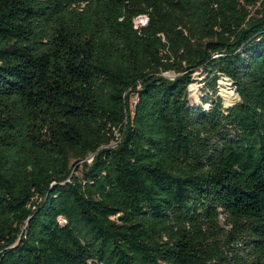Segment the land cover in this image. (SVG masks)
<instances>
[{
    "label": "trees",
    "instance_id": "trees-1",
    "mask_svg": "<svg viewBox=\"0 0 264 264\" xmlns=\"http://www.w3.org/2000/svg\"><path fill=\"white\" fill-rule=\"evenodd\" d=\"M0 264H264V0H0Z\"/></svg>",
    "mask_w": 264,
    "mask_h": 264
},
{
    "label": "rangeland",
    "instance_id": "rangeland-1",
    "mask_svg": "<svg viewBox=\"0 0 264 264\" xmlns=\"http://www.w3.org/2000/svg\"><path fill=\"white\" fill-rule=\"evenodd\" d=\"M143 21L141 20L140 21V23H142ZM166 78H169V79H174L175 77H176V75L174 74V73H168V74H165L164 75ZM194 77H195V79H196V83H195V85L196 86H201V84H200V80L202 79L201 77H200V75L198 74V73H195L194 74ZM223 84H225V85H223ZM218 85H219V89H218V94L222 97V99H224L223 98V96H222V90H224V89H229L230 91H234L233 90V87H231V84H230V82L229 81H226V80H223V79H220L219 81H218ZM192 89V88H191ZM134 94L135 93H132L131 94V101H133V99H134ZM198 95H199V93H198ZM192 96H193V93H192ZM196 97V96H195ZM113 146H115V144L113 145ZM93 157H90L88 160H87V162L89 163V164H91L92 163V161H93ZM81 169H82V164H77L76 166H74L73 168H72V173L73 174H77V175H81ZM220 224H221V226L223 227L224 226V220H222L221 222H220Z\"/></svg>",
    "mask_w": 264,
    "mask_h": 264
},
{
    "label": "bare ground",
    "instance_id": "bare-ground-1",
    "mask_svg": "<svg viewBox=\"0 0 264 264\" xmlns=\"http://www.w3.org/2000/svg\"><path fill=\"white\" fill-rule=\"evenodd\" d=\"M223 85H225V84H223ZM192 90L196 94L198 87L193 86ZM222 96L224 98V103L226 106H232L233 104H235L239 100L238 95L234 91L232 92L229 89L222 90Z\"/></svg>",
    "mask_w": 264,
    "mask_h": 264
},
{
    "label": "built area",
    "instance_id": "built-area-1",
    "mask_svg": "<svg viewBox=\"0 0 264 264\" xmlns=\"http://www.w3.org/2000/svg\"><path fill=\"white\" fill-rule=\"evenodd\" d=\"M147 22V19H144L141 24H145Z\"/></svg>",
    "mask_w": 264,
    "mask_h": 264
}]
</instances>
